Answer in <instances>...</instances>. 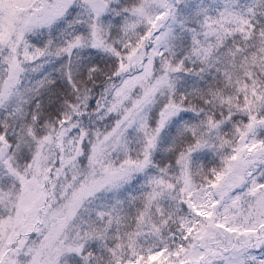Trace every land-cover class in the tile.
Returning <instances> with one entry per match:
<instances>
[{"label":"snow or ice","instance_id":"obj_1","mask_svg":"<svg viewBox=\"0 0 264 264\" xmlns=\"http://www.w3.org/2000/svg\"><path fill=\"white\" fill-rule=\"evenodd\" d=\"M0 264H264V0H0Z\"/></svg>","mask_w":264,"mask_h":264}]
</instances>
